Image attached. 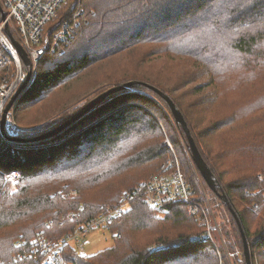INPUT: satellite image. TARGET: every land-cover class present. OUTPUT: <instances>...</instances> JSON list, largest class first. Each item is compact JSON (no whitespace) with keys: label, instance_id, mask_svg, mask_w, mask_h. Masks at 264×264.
Masks as SVG:
<instances>
[{"label":"trees","instance_id":"16d2710c","mask_svg":"<svg viewBox=\"0 0 264 264\" xmlns=\"http://www.w3.org/2000/svg\"><path fill=\"white\" fill-rule=\"evenodd\" d=\"M65 16L73 37L63 52L39 62L15 108L17 135L0 133V264H33L27 254L36 232L60 239L78 225L70 211L80 221L98 215L173 155L196 200L219 209L228 250L198 239L206 227L186 202L171 203L157 217L139 197L111 223L112 247L78 257L66 246L65 260L247 264L246 241L251 264H264V85L255 83L264 74V0H81ZM215 30L224 33L217 43L208 36ZM5 72L0 68V77ZM84 76L89 90L132 85L61 132L39 138L106 90L75 106L89 91H75ZM250 84L255 90L244 98ZM161 93L181 110L218 192L197 170L186 133Z\"/></svg>","mask_w":264,"mask_h":264},{"label":"built area","instance_id":"2783aa9c","mask_svg":"<svg viewBox=\"0 0 264 264\" xmlns=\"http://www.w3.org/2000/svg\"><path fill=\"white\" fill-rule=\"evenodd\" d=\"M80 1L0 0V68H6L0 77V127L7 103L26 81L28 72L31 70L26 88L33 83L42 57L50 52H63L73 37L74 26L65 13L69 9H77ZM15 43L26 52L30 66L26 65ZM13 116L14 108H11L6 114V134H1L5 139L19 132ZM168 145L171 147L169 142ZM15 177L17 173L8 178ZM139 197H143L147 206L155 210L157 217L168 214L171 203L186 202L189 213L199 216L206 227L204 235L198 239H213L212 233L217 230V223L210 220L209 213L212 211L196 200L193 188L173 155L159 166L154 175L139 186L123 192L118 203L105 207L98 215L81 222L76 213H68L67 217L78 221V225L60 239L49 240L36 232L31 240L32 252L27 254V258H32L33 264H69L65 260L66 246H72L78 257L88 255L89 234L96 230H109L113 220L128 212ZM18 256L22 258L24 254Z\"/></svg>","mask_w":264,"mask_h":264},{"label":"water","instance_id":"95a60500","mask_svg":"<svg viewBox=\"0 0 264 264\" xmlns=\"http://www.w3.org/2000/svg\"><path fill=\"white\" fill-rule=\"evenodd\" d=\"M15 44H16L17 48L19 49L20 53L22 54L26 65L30 66L31 65L30 60H29L26 52L23 50V48L18 43H15ZM30 77H31V70L28 72L26 81L19 87V89L14 93V95L11 97V99L7 103V106L5 108V111H4V114L2 117V121H1V127H0L1 134H4V135L6 134V128H5V126H6V114L8 113V111L11 108L15 109L19 99L22 97L23 93L26 90V86H27V83L29 82ZM131 85H132V82H129V83H126L123 85L111 87L108 90L100 93L95 98H92L89 102H87L85 105H83L77 113H75L73 116H71L68 120L64 121L56 129L40 136L39 138L51 137L52 135L61 132L63 129H65L66 127H68L69 125L74 123L75 121L79 120L84 115H86L88 112H90L91 110L96 108L98 105L103 103L112 94H115V93H118L124 89L130 88ZM162 95L167 100V102H168V104L172 110V113L174 115L176 123L179 124L184 129V131L186 133V136L188 139V148L191 152L192 160H193L197 170L200 172V174L202 175V177L204 178L206 183L210 186V188L213 189L215 192H218L217 181L215 179V176L212 173L208 164L203 159V157H202V155H201V153H200V151L196 145V142H195L194 138L192 137V134L189 130V127L187 125V122L185 121V118H184L181 110L176 106V104L171 100V98L169 96L164 95V94H162ZM221 198L223 199L224 202L229 204L228 199L224 194L221 195ZM229 207L231 208L230 204H229ZM244 242H245L244 243V254H245V258H246V263L251 264L250 248H249L248 243L246 241H244Z\"/></svg>","mask_w":264,"mask_h":264},{"label":"rangeland","instance_id":"374dc122","mask_svg":"<svg viewBox=\"0 0 264 264\" xmlns=\"http://www.w3.org/2000/svg\"><path fill=\"white\" fill-rule=\"evenodd\" d=\"M208 36H209V38H211V40H213L214 42H218V41H221L222 39H223V36H224V33L223 32H220V33H218L216 30L212 33V34H209L208 33ZM99 73H100V71H99ZM261 78L260 79H258L257 81H255V83H257V82H259V85H264V74L262 73L261 74ZM254 80V79H253ZM112 84L113 83H110V84H104L103 86H100V87H96V89H93V90H89L92 86H91V84L89 83V78L88 77H83L80 81H78L77 83H76V87H75V91H83V90H85V91H87V90H89V91H87V92H85V94L82 96V97H80L77 101H75L74 102V105L75 106H77V105H83L84 104V100L85 99H87V98H92V97H94L97 93H99V91L97 92V90H99V89H102V90H104V89H106V90H108L109 88H111V87H114V86H118V85H113L112 86ZM109 86H111V87H109ZM107 87H109L108 89H107ZM255 87H256V84L255 85H249L248 86V88L247 89H245L244 90V93H243V96H244V98H247V97H249V96H251L252 95V93L250 92V91H254L255 90ZM102 90H100V91H102ZM105 90V91H106ZM239 90H241V88H236V91H234V92H232V93H228L227 95H226V97L225 98H223V100H225L226 98H228L230 101H232V98H233V95H234V93H236V92H238ZM104 92V91H103ZM100 94V93H99ZM98 94V95H99ZM97 96V95H96ZM95 96V97H96ZM94 97V98H95ZM228 104H230V102H228V101H226L225 100V103H224V106L225 105H228ZM245 107V106H244ZM16 108V107H15ZM259 114H260V116L262 115V111L261 112H258ZM264 117V116H263ZM13 118H14V122L18 125V123L16 122V119H15V109H14V116H13ZM252 118H255L256 120H259L260 118L257 116V115H253V117ZM2 121V120H1ZM241 123H243V120L241 121ZM20 130V129H19ZM168 142H170L168 139H166L165 140V143H166V145H168ZM169 146V145H168ZM170 147V146H169ZM171 148V147H170ZM176 156V155H175ZM177 158V157H176ZM178 159V158H177ZM15 180V179H14ZM205 186V185H204ZM204 186H202V189H203V192H204V195H205V198H206V200L208 201V202H210L209 200V196H208V190L204 187ZM65 187L64 188H62L61 190H60V192L62 193V192H64L65 191ZM127 190H131V189H123L122 190V192H121V194H120V197H119V199L115 202V203H118L119 202V200H120V198H121V196H122V194H123V192H125V191H127ZM70 196L71 197H78V193H77V191L75 190V189H71L70 190ZM115 203H113V204H115ZM134 203V202H133ZM133 203H132V207H133ZM112 204V205H113ZM209 207H210V209H211V211L212 212H210L209 213V217H210V220H211V222L212 223H217V230L216 231H214L213 233H212V236H213V239L211 240V242L214 244V245H216L217 243H219V244H222L223 246H224V248H226L227 250H228V248H227V245H226V236L223 234L224 232H222V222H223V219H222V216L218 213L219 212V209H217V208H214L212 205H211V203H209ZM132 208H130L129 209V211L131 210ZM71 212V211H70ZM69 212V213H70ZM127 213V212H126ZM125 214V213H124ZM68 215V214H67ZM83 221V220H82ZM81 221V222H82ZM201 221V220H200ZM203 224V223H202ZM204 225V224H203ZM110 229V228H109ZM117 235H119V232H115ZM112 235H113V233L112 232H110V230H96V231H92L90 234H89V240H90V244H89V247H88V249L86 250L87 251V254L89 255V254H94V253H96V252H99V251H101V250H104V249H106V248H109V247H112L113 245H114V241H113V237H112ZM216 236H217V239H216ZM229 252V251H228ZM230 256L232 257V255L230 254Z\"/></svg>","mask_w":264,"mask_h":264}]
</instances>
